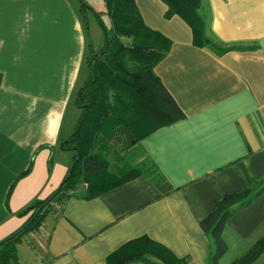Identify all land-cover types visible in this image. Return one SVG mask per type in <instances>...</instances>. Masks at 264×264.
<instances>
[{"label":"crops","instance_id":"0c3cea01","mask_svg":"<svg viewBox=\"0 0 264 264\" xmlns=\"http://www.w3.org/2000/svg\"><path fill=\"white\" fill-rule=\"evenodd\" d=\"M201 1L206 35L221 52L194 44L181 17H164L162 0H135L143 22L170 41L154 73L183 114L140 141L160 178L136 175L90 197L79 183L17 243V264H106L139 237L162 248L163 257L152 256L161 264H208L212 241L201 219L224 195L264 181V0ZM87 42L79 0H0V241L73 162L60 143L71 133L69 108L78 120ZM263 233L264 186L226 220L219 264Z\"/></svg>","mask_w":264,"mask_h":264},{"label":"trees","instance_id":"16d2710c","mask_svg":"<svg viewBox=\"0 0 264 264\" xmlns=\"http://www.w3.org/2000/svg\"><path fill=\"white\" fill-rule=\"evenodd\" d=\"M102 1L103 11H96L87 7L85 0H81V17L88 41L86 65L89 60L91 62L87 66L86 81L74 94V105L79 111L78 120L63 144L64 149L74 152L73 160L77 151L79 157L69 177L62 181L56 191L46 198L31 200L17 213L27 218L18 229L0 241V264H17V243L28 233L36 231L48 214L60 209L68 192L79 183H86L85 194L90 197L136 175H146L153 180L160 178L157 166L145 154L140 141L154 128L183 116L154 73V66L167 53L170 41L143 22L135 0ZM162 1L166 5L164 17H181L192 30L194 44L209 46L218 52L226 49L219 47L206 35L201 0ZM89 12L103 33V42L97 50L93 48L89 37ZM102 14L107 17V21ZM106 125L112 132L118 126L128 127L131 134L129 144L137 146L144 154V162L127 167L119 177L103 175L107 171L106 162L92 153ZM263 186V180H255L241 192L224 195L215 208L201 219L200 227L212 241L208 264H219V258L227 249L222 230L228 217L236 208L248 204ZM261 253H264V233L227 264H249ZM153 255L163 257L162 248L146 237H139L108 255L106 264H128L139 260L161 264L152 258Z\"/></svg>","mask_w":264,"mask_h":264},{"label":"rangeland","instance_id":"374dc122","mask_svg":"<svg viewBox=\"0 0 264 264\" xmlns=\"http://www.w3.org/2000/svg\"><path fill=\"white\" fill-rule=\"evenodd\" d=\"M88 7L92 6L95 10L103 9L101 0H86ZM104 20L107 21V17L102 14ZM96 19L90 17L89 37L95 48L101 46L103 39L99 34V25L95 22ZM99 31V32H98ZM76 110L69 108L66 114L65 120L69 123L67 128H70V132L73 131V126L76 122ZM131 134L128 127L118 126L115 131L106 125L97 138L95 149L92 151L96 156L103 159L106 162L107 171L105 176H121L127 167H133L134 165L144 162V154L135 145L129 144ZM66 153H71L66 152Z\"/></svg>","mask_w":264,"mask_h":264},{"label":"water","instance_id":"95a60500","mask_svg":"<svg viewBox=\"0 0 264 264\" xmlns=\"http://www.w3.org/2000/svg\"><path fill=\"white\" fill-rule=\"evenodd\" d=\"M79 1L81 2V0H79ZM86 6H87V5H86ZM87 7H88V6H87ZM105 35H106V33H105ZM98 53H99V52L95 53L94 56H96ZM90 62H91V60L88 61L87 66H89ZM77 129H78V127H77L75 130H77ZM67 139H68V137L65 138V139L60 143V147H61V148L63 147V144L65 143V141H66ZM78 157H79V152L77 151V152H76V157H75V159L73 160V162L71 163V165H70V167H69V169H68L67 176L64 178L65 180H66L67 177H69V175L71 174L72 169H73V167H74V165H75V162H76V160H77ZM249 264H264V253H261V254H260V255H259L254 261H252V262L249 263Z\"/></svg>","mask_w":264,"mask_h":264}]
</instances>
